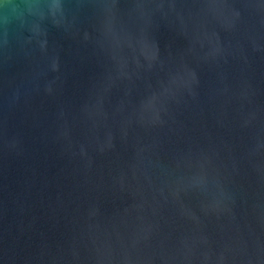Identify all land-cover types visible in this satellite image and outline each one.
<instances>
[{
    "label": "water",
    "instance_id": "95a60500",
    "mask_svg": "<svg viewBox=\"0 0 264 264\" xmlns=\"http://www.w3.org/2000/svg\"><path fill=\"white\" fill-rule=\"evenodd\" d=\"M0 264H264V0H0Z\"/></svg>",
    "mask_w": 264,
    "mask_h": 264
}]
</instances>
